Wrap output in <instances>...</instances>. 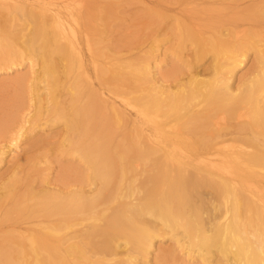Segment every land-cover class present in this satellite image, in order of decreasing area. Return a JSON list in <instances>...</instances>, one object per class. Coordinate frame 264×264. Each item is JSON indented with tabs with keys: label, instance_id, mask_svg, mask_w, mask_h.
<instances>
[{
	"label": "bare ground",
	"instance_id": "bare-ground-1",
	"mask_svg": "<svg viewBox=\"0 0 264 264\" xmlns=\"http://www.w3.org/2000/svg\"><path fill=\"white\" fill-rule=\"evenodd\" d=\"M4 1L0 69L41 62L32 87L37 118L65 123L66 139L77 145L72 152L83 154L93 177L80 182L77 170L67 168L53 188L38 190L30 181L21 187V179L1 186L16 199L5 204L15 212L7 208L0 222V264H175L174 247L150 258L160 249L158 238L166 237L201 264H264V34L238 29L258 22L252 15L262 14V7L214 16L219 0H176L175 25L193 47L186 60L193 67L212 54L213 76L194 72L189 87L166 94L170 74L151 59L158 37L145 51L131 40L123 47L119 42L117 51L99 46L103 31L96 19L109 9L101 10L102 1L46 0L27 7ZM253 48L260 57L252 79L235 85ZM16 77L0 81L2 92L18 83ZM19 95L13 97L18 108ZM32 110L17 125L16 114L0 116V164L7 149L21 147ZM118 128L126 146L113 143L115 132L108 136Z\"/></svg>",
	"mask_w": 264,
	"mask_h": 264
},
{
	"label": "rangeland",
	"instance_id": "rangeland-1",
	"mask_svg": "<svg viewBox=\"0 0 264 264\" xmlns=\"http://www.w3.org/2000/svg\"><path fill=\"white\" fill-rule=\"evenodd\" d=\"M17 1L21 2L23 4V6L25 5L27 7L26 3H32V4L38 5V4L43 3L46 0H17ZM96 1H102L103 2V6H102L101 10H103L106 6L107 7L109 6L108 11H105V14L103 13L104 15L102 13H100V15L98 16V18H100V21H99V19L98 20L96 19V21H97L96 24H98V28L100 27L99 29H101L103 31V34L101 35V39L103 41L100 43L99 46L102 47V46L108 45L107 47H103V48H105L103 50L107 51V50L111 49V51H117V45L119 44V42H120L119 45H122L121 47H123V46H125V44H124L125 42H127V41L130 42V40H131V42L133 44L137 43L136 44L137 47H138V45H141V46L144 45L143 51H145V50L149 49V46L152 44L153 40L155 39V38L153 39L152 37H158L160 39V41H159L160 46H158L159 50L155 51L153 53V55L151 56L152 57L151 59L153 61V64L158 67L160 72L167 74V75L170 74L169 78L171 80H168L166 82V84H168V86H169V88L168 87L166 88V91H167L166 94H169V93L172 94L173 92L178 93V91L180 92L181 87H184L187 85L189 87V85H191V84H189L190 80H188V79H191L190 75L192 76V74L194 72L199 73V75H200L199 77L204 78V79H208V78L213 76V73H212L213 72L212 71L213 66L210 65V64L214 63L213 62L214 56L212 54H208V57H206L204 60H202V62L200 61L201 63H199V64L197 63L193 67L192 66L190 67L189 62L186 60L187 54H190V52H191L190 49H192L193 47L190 44L191 41L185 40L184 42H182L184 40V37L181 35V33H182V32H180L181 30H178L179 28H178V26H176V25H179V17L178 16H179V11H180L179 10V3H176V0L175 1L174 0H164V1L163 0H109V1L108 0H105V1L104 0H91V3L93 4V2H96ZM114 1H115V3H118V4H115ZM142 1H144V2H142ZM219 1H220V4H218V6H221L222 9H220V8H219L220 10L216 9V8H218V6H216L215 9L213 10V14H215L214 16H217V14H224L227 16L232 15L233 12L238 11V10L241 11L242 7L244 8L245 6H248V8H250V6H255V5H257L259 7L261 6L262 10H263L262 14H259V16H253L252 15L253 19L257 18L258 22H255L251 25H244V26L242 25L243 28L240 27L238 29H241V31H242L241 33H244L243 35H249V36L259 35L257 38H259L261 35L264 34V27H262V26H264V19H263L264 18V0H237V1L234 0L236 2H234L233 0H230L231 1L230 3H229V0L228 1L227 0H219ZM219 1H218V3H219ZM3 2H5L7 4L6 1L0 0V4L3 5ZM166 2L168 5L166 4ZM225 2H227V5ZM113 3H114V5L111 6ZM171 3H173V5ZM92 4H90V5H92ZM146 4L149 6H147ZM236 4H238L240 6H236ZM2 5H0V9H1ZM4 5L2 7H4V8L7 7ZM160 5H162V6L160 7ZM110 6H111V8H110ZM157 6H159V7L157 8ZM163 8L167 9V10H163ZM11 9H13V8H11ZM112 10H113V12H112ZM165 11H167V12H165ZM163 14L165 15V17H163ZM160 15H162V16H160ZM100 16L103 18H101ZM154 16L155 17L157 16V18H154ZM214 16L211 15V16H209V18L214 19ZM3 17L4 16H1L0 18H3ZM169 17L171 19L173 18L174 20H171ZM205 17H206V15H205ZM233 17H236V16H233ZM151 18H154V19H151ZM162 18H164V19H162ZM175 18H177V21ZM160 19H161V21H158ZM152 20H155V21H152ZM162 20H164V22ZM261 20H263V21H261ZM156 21H158L159 24ZM165 21H167V23H171V24L170 25L166 24ZM254 21H256V20H254ZM145 22H147V23H145ZM160 22L165 26H162ZM101 24H103V25L105 24V26L107 25L108 29H107V26L102 27ZM136 24H138V25L136 26ZM146 24H148V25L145 26ZM257 24L259 25V27ZM99 25H101V26H99ZM166 26H168L167 28L169 29L168 30L169 33H167V34H166V32H167ZM21 27L25 28L27 26L22 25ZM29 27H31V25ZM154 27H155V30L157 32L154 30ZM174 28L175 29L177 28V30H178V31H174L175 33H173L171 31ZM145 29H147L148 31L153 30L152 33L154 31H155V33H153L151 35V32H149L147 34V30H146V33H144L143 30H145ZM27 30L29 31V29H27ZM138 30H139V32H138ZM226 32L227 31H225V33ZM245 32H247V34ZM143 33H144V35H142ZM162 33L163 34L165 33L164 35L167 38H163ZM140 34L142 35V37H140L141 36ZM154 34H156V35H154ZM176 34L178 35L176 38H179L181 40V42H179L178 39L174 38ZM109 35L111 36V38ZM179 35H181V36L179 37ZM102 36H104V37H102ZM150 37L152 38L151 39L152 41L150 40ZM181 37H183V38H181ZM126 39H128V40H126ZM166 39H168L169 41L168 40L166 41ZM170 39H171V41H170ZM262 39H264L263 36H262ZM113 40H114V42H113ZM161 40H163V41H161ZM104 41H105V43H104ZM115 41H116V43H115ZM141 42L143 45L141 44ZM161 42H163V43H161ZM172 44H173L174 48H173ZM187 44L188 45L190 44V45L187 47ZM261 44H263V43H261ZM111 45H113V46H111ZM145 45H146V47H145ZM182 45H186V46H182ZM178 47H179V49H177ZM183 47L186 50L183 51V49H184ZM187 48H189V49L187 50ZM155 49H157V48H155ZM176 50H177V53H176ZM182 51H183V54H180ZM188 57H190V56H188ZM259 57H260V53L258 52L257 49L253 48L252 50L249 51L247 58L245 59L244 65L242 66V68H239L236 71V76L233 80L235 85L241 84L244 80L249 79V81H250L252 79V77L250 78V74L252 72L253 67H256L258 65ZM27 59H28V57H27ZM40 66H42L41 62H39V60L35 59V60H28V61L26 60L25 63H23L21 66H18V68L14 71H9L6 68L0 69V81L1 80L3 81V79H5L4 81H6L10 78L20 76V78H17V77L15 78L16 82H18V83H16V84L14 83L15 85H11V86L9 85V88L7 87L8 89L4 88V92H2L3 91L2 87H3L4 82L3 83H1L2 81L0 82L1 83L0 84L1 85V87H0V110H1L0 116L3 117V116H7L8 114H9V116H11L12 113L16 114V117H15L16 124L15 125H17V124L22 123V121L25 117V114L28 112V110L30 108L33 109L32 110L33 113L31 112L30 121L27 122L25 125L26 130H25V134L22 138V142H20L21 147H19V149H16V150L7 149V152L5 154L4 159L1 161L2 163L0 164V187L1 186L3 187V185H4V187L9 185V182L11 184L13 182V180H15V179H18V181L21 179L20 183L21 182L22 183L20 184L18 182V185H20V186L23 185V183L28 184L30 181V182H33V183H31V186L34 184V187L38 190H44V189H47V187L53 188V187H56V185H57L56 181H57L58 175L62 172V170H65L67 168H72V169L77 170L76 178H78L80 182L88 181V179L91 180L90 177L91 176L93 177L91 167L88 166L89 164H88L86 158L83 156V154H80L77 150H76L77 153H76V151L72 152L76 148L75 147L76 144L74 142H72L73 143L72 144L69 140H67V139H69V135H67L68 131H67L65 123H63V121L61 122L60 118L59 119L54 118V120H53V117L50 118L48 115H45L44 116L45 118H44V120L42 119V121L39 118H37L38 107L35 105L36 104L35 103L36 96H35V91L33 89L34 88L33 83L34 84L36 83L35 78H36V76L39 75V72H41ZM32 70L34 71V73L32 72ZM151 74L152 73H150V75ZM159 76L160 75L158 74V77ZM152 79H154V77H152V75H151L150 80L153 81ZM180 79H182L183 81L181 80L182 82H180ZM184 79L187 81H185ZM175 81H177V83ZM40 83L41 82H39V84ZM17 84H18V86H17ZM173 84L177 85V86L174 87ZM40 85L42 86V84H40ZM172 86H173V90L171 88V90H172V92H171L170 87H172ZM177 87H179V88L177 89ZM16 93L20 94L19 97L22 95L20 97L21 106L19 108H18V106L15 107V105H13V103H14L13 97L17 96ZM32 93L34 96L32 95ZM32 100H33V102H32ZM27 107H29V108L26 109ZM3 110L5 111V113H3L4 112ZM38 119L40 121H36ZM50 119H52L54 122L51 121ZM45 120H47V122H45ZM56 122H58V123H56ZM118 130L115 131V129H114L112 134H111V132H108V136L113 135L115 132L114 135H115L116 139L113 138V143H116L117 146L121 145V144L123 146H126L127 142L122 141L123 139L119 141V138H123V134L120 131L121 128H118ZM119 133H121V135H120L121 137H119ZM114 135H113V137H114ZM117 138H118V140H117ZM259 138H260V136H259ZM261 139H262V137H261ZM121 141L125 145L123 143H121ZM67 143H70V145ZM88 143H92V142L89 141ZM71 145H74V146H71ZM66 146H67V148H66ZM109 146H111V145H109ZM77 155L78 156L80 155V156L77 157ZM79 159L80 160L83 159V161L82 160L80 161ZM10 160H11V163H10ZM13 160H15L16 163ZM18 161H20V162H18ZM16 190H17V188H16ZM16 190H15V192H16ZM7 193H9V194H6V191L2 192L0 190V198L4 204V205H1V203H0V222L4 216L3 214H5V212L8 210L7 208H9L10 211H12V213L15 212L12 209V206L6 205V207H5V204L10 205V202H11L10 200L14 197V192L12 193V191H7ZM3 206H4V208H3ZM3 230H8V229L4 228ZM15 232H16V230H15ZM15 232H14V234H16ZM14 240L17 241L19 239L17 237H14ZM156 246L159 247L160 249H159V251L158 250L152 251V253H151L152 255L150 254L151 259L153 257H156L159 254V252L161 254V250L167 249L169 247L170 248L174 247L173 248L174 253L177 254V257H175V264H201V262L198 260V258H193V257L189 256L186 253V251H184V249L180 248L177 244H176V246H177L176 247L175 241H174V239H171V237H168V238L166 237V238H162V239L158 238V240L156 242ZM150 264H151V262H150Z\"/></svg>",
	"mask_w": 264,
	"mask_h": 264
}]
</instances>
